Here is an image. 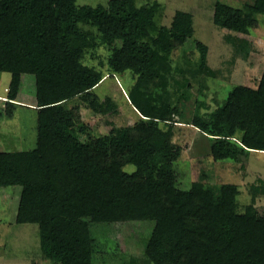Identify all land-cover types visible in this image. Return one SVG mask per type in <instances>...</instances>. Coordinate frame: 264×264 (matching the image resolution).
<instances>
[{
    "label": "trees",
    "instance_id": "obj_1",
    "mask_svg": "<svg viewBox=\"0 0 264 264\" xmlns=\"http://www.w3.org/2000/svg\"><path fill=\"white\" fill-rule=\"evenodd\" d=\"M156 11V3L137 0H109L108 6L0 0V71L11 74L7 104L14 105L25 73L35 75L37 97V145L0 151V186H21L16 222L39 225L41 251L52 264H93L95 228L131 220L154 221L144 245L151 264H264V212L256 193L240 210L236 183L178 185L182 148L173 141L174 109L147 85L166 84L170 56L193 37L194 18L179 9L153 35ZM256 14H264V0L244 7L217 0L213 18L222 28L248 33ZM81 22L97 26L110 46L109 73L138 75L128 96L140 113L134 125L86 138L81 110L68 101L84 96L101 113L116 105L94 91L106 74L84 62L96 43ZM196 44L204 72L207 47ZM183 122L210 138L217 160L264 150V71L257 87L238 84L213 112ZM130 164L132 171L125 168Z\"/></svg>",
    "mask_w": 264,
    "mask_h": 264
},
{
    "label": "rangeland",
    "instance_id": "obj_2",
    "mask_svg": "<svg viewBox=\"0 0 264 264\" xmlns=\"http://www.w3.org/2000/svg\"><path fill=\"white\" fill-rule=\"evenodd\" d=\"M216 1L137 0L138 5L157 4L153 35L161 25H170L179 9L190 11L194 18L193 37L177 46L170 56L165 72L166 84L155 86L152 81L147 88L154 92L160 102L168 103L174 109L173 141L182 148L181 156L175 161L178 185L188 189L195 180H201L212 187L226 182L236 183L241 190L238 196L239 209L244 210L256 193V206L262 213L264 150H248L240 159L217 160L211 154L210 138L197 126L183 122L196 114L213 112L238 84L257 87L263 75L264 14L255 15L257 25L251 27L248 33L222 28L213 18ZM221 1L236 7H244L246 3L253 2ZM77 4L108 6L109 0H77ZM79 25L92 32L96 43L87 50L84 62L106 74L94 91L99 100L109 96L116 105L110 112L101 113L93 110L90 100L84 96L70 99L68 104L81 110L83 137L110 134L114 128L134 125L140 119V113L131 103L128 92L137 83L138 75L132 70L109 73L110 46L102 42L97 26L87 22ZM196 40H201L207 47V67L204 72L198 67L202 52ZM0 73L11 75L6 71ZM23 81L24 95L28 98L35 95V75L25 73ZM4 92L3 82L0 93ZM10 110L12 111L8 107L7 111L11 112ZM0 113L3 114L0 118L3 128L12 130L11 141L0 139V151L29 150L36 147L35 109L19 106L14 115L9 117L6 115V106L0 100ZM162 125L165 126L163 122ZM125 168L132 171L135 166L130 164ZM20 193V185L0 186V264H52V260L44 257L41 251L39 225L16 222ZM153 226V220H131L112 227L95 228L94 234L99 236V252L93 257V264H151L145 254L144 245Z\"/></svg>",
    "mask_w": 264,
    "mask_h": 264
},
{
    "label": "crops",
    "instance_id": "obj_3",
    "mask_svg": "<svg viewBox=\"0 0 264 264\" xmlns=\"http://www.w3.org/2000/svg\"><path fill=\"white\" fill-rule=\"evenodd\" d=\"M5 81H4V79ZM105 78V77H104ZM23 79H24V74L22 76V84L20 87V90L18 92V96L16 98V100L13 101L14 105H9L7 104V100L5 101L4 98L8 97L7 91H6V87H9L10 84V80H11V75H8L6 73H0V85L3 84L4 82V93H0V100L2 101L3 106H6V112H7V116L11 117L14 115V111L20 106V107H28L31 109H35L37 111V97H36V92L35 95H32L30 98H28L26 95H24V91L22 89V85H23ZM101 84V83H100ZM97 86L94 87V90ZM8 105L10 106V108L12 109L11 112L7 111V107ZM3 117V114L0 113V118ZM11 131L10 129H5L3 128V121L0 123V139L5 141V140H9L11 141L12 137H11ZM10 137V138H9ZM17 137V136H16Z\"/></svg>",
    "mask_w": 264,
    "mask_h": 264
},
{
    "label": "built area",
    "instance_id": "obj_4",
    "mask_svg": "<svg viewBox=\"0 0 264 264\" xmlns=\"http://www.w3.org/2000/svg\"><path fill=\"white\" fill-rule=\"evenodd\" d=\"M6 91H8V87H6ZM5 100H7L8 98L6 97V98H4Z\"/></svg>",
    "mask_w": 264,
    "mask_h": 264
}]
</instances>
